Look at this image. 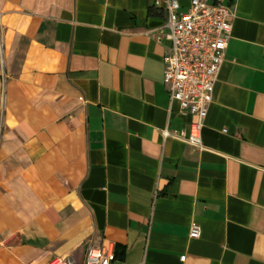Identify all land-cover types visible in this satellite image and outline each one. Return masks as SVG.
I'll return each mask as SVG.
<instances>
[{
	"label": "crops",
	"instance_id": "1",
	"mask_svg": "<svg viewBox=\"0 0 264 264\" xmlns=\"http://www.w3.org/2000/svg\"><path fill=\"white\" fill-rule=\"evenodd\" d=\"M224 4L199 150L175 137L195 118L164 85L165 0H0V264H84L91 242L110 264H264V0Z\"/></svg>",
	"mask_w": 264,
	"mask_h": 264
},
{
	"label": "built area",
	"instance_id": "2",
	"mask_svg": "<svg viewBox=\"0 0 264 264\" xmlns=\"http://www.w3.org/2000/svg\"><path fill=\"white\" fill-rule=\"evenodd\" d=\"M224 3L225 0H213L211 4L207 0H189L182 11L178 0H165V31L156 34L159 41L170 43L163 58V81L170 101L178 103L182 114L195 118L187 136L180 132L175 137L199 150L203 148L201 133L233 27L234 13ZM163 136L168 137L167 131ZM189 236L200 237V228L193 225ZM85 254L84 264H110L115 259L112 244L104 247L91 242ZM48 264L67 262L54 258Z\"/></svg>",
	"mask_w": 264,
	"mask_h": 264
}]
</instances>
